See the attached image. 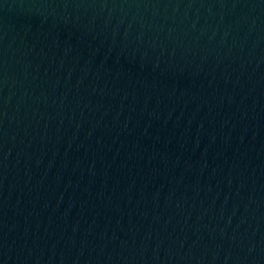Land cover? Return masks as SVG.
Returning a JSON list of instances; mask_svg holds the SVG:
<instances>
[{
	"label": "water",
	"instance_id": "95a60500",
	"mask_svg": "<svg viewBox=\"0 0 264 264\" xmlns=\"http://www.w3.org/2000/svg\"><path fill=\"white\" fill-rule=\"evenodd\" d=\"M0 264H264V0H0Z\"/></svg>",
	"mask_w": 264,
	"mask_h": 264
}]
</instances>
